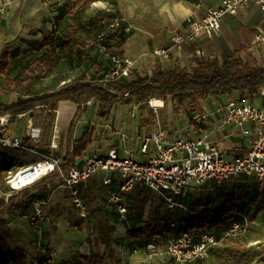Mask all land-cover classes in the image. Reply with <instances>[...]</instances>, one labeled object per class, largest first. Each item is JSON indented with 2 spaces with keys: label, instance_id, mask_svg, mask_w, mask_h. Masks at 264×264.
Instances as JSON below:
<instances>
[{
  "label": "crops",
  "instance_id": "obj_1",
  "mask_svg": "<svg viewBox=\"0 0 264 264\" xmlns=\"http://www.w3.org/2000/svg\"><path fill=\"white\" fill-rule=\"evenodd\" d=\"M9 1L5 14L0 17V46H12L14 49L21 45L24 49H28L46 40L51 41L52 35L61 33L56 31V22L59 18L62 19L70 3L76 0H51L50 7L45 6L44 0ZM221 1L117 0L125 28L130 29V32L125 34L124 41L117 52L134 61L135 68L132 76L135 78L152 77L158 70H191L209 59L231 57L243 48L245 52L242 57L245 62L254 69L264 68V45L256 39L258 33H264V15L254 5L242 9L237 15L225 17L218 35L214 37L202 35L195 41L183 43L180 48L174 46L173 38L180 35L186 36L189 33L187 20L190 17L204 18L207 12L218 6ZM4 4L5 0H0V6ZM108 8V3L106 6L102 4V10ZM159 49H170V57L164 59L156 56L154 52ZM105 63L108 66L109 59L106 58ZM4 77L0 75V78ZM61 81L66 82L63 79ZM262 92L260 96L247 100L256 107H264ZM236 99L224 95L201 101L200 109L191 116L197 121L198 126L194 132L195 136L190 139L207 137L227 157L244 156L250 146L251 138L243 137L240 132L232 133L229 128L224 127L223 114L219 112L221 108ZM120 104L122 103L115 105ZM91 107L95 108L94 101L90 102L85 112L77 117L79 106L71 102L59 103L50 137L42 134V127H38L37 119L33 118L37 128L41 129L39 143L34 146L38 154L46 156L52 153L60 158L67 168L71 165L69 159L73 152L74 142L80 141L91 130L93 144L75 160V165L70 169L80 168L85 159L90 156L104 157L114 149L121 156L129 154L142 161L153 155L152 147L147 154L141 153L143 143L150 134L126 130V128L120 129L118 127L120 118L113 117V108L109 117L101 118L97 116L95 109L93 112ZM42 110L45 111V109ZM178 115L182 117L180 111ZM148 116L150 119L154 117L152 110H146L145 119L141 112V121L144 125ZM29 118L32 117L27 116V120ZM43 118L45 121L46 117ZM73 121H75V129L73 136L70 137L69 130ZM15 123L12 125V131L26 137L25 126L19 127ZM21 128L22 131H20ZM189 128L195 127L189 125ZM179 138L183 137L171 138L166 132L168 142ZM52 146L55 148L54 152H51ZM10 151H2L0 154L17 159L19 166L16 170L33 164L21 163L20 158L13 156ZM12 151L21 155L19 151ZM106 178L111 179V184L104 183ZM122 183L123 178L120 173L100 172L80 184L78 188L88 208L85 219L79 217L72 204L70 191L58 175H49L29 188L35 197L42 198L46 202L44 209L46 218L42 225L43 240L53 249L55 264H72L75 260H79L81 264H90L85 260L86 258L105 257L107 258L105 263L95 260V264H145L148 244L157 246L153 264H178L164 253L167 240L172 235L150 236L159 224V220L167 219L170 213L160 197L142 186H136L129 193H120ZM214 186L213 181H208L204 187L192 190L188 196V204L201 203L202 197L210 195ZM196 190L198 201L193 202L190 198ZM112 193L120 194L121 205L127 210L124 215H121L116 206L110 203L109 198ZM148 193L154 194L153 197L148 199L146 196ZM10 197L8 196L7 200ZM138 203L142 206L140 212L136 211ZM33 212L31 205L5 216L15 240L28 254L30 260L37 256L35 248L37 235L31 229L30 222V215ZM185 217V214H181L179 219ZM130 232L136 233L139 238L129 239ZM103 237L109 238L111 250L103 242ZM214 257L215 254L211 260ZM168 259L174 262H169Z\"/></svg>",
  "mask_w": 264,
  "mask_h": 264
},
{
  "label": "built area",
  "instance_id": "obj_2",
  "mask_svg": "<svg viewBox=\"0 0 264 264\" xmlns=\"http://www.w3.org/2000/svg\"><path fill=\"white\" fill-rule=\"evenodd\" d=\"M9 2L5 0V4L0 6V17L5 14ZM44 4L46 7L52 5L51 0H44ZM252 5L264 15V0H222L218 6L211 8L204 18L190 17L187 20L189 33L186 36L173 38L174 46L180 48L183 43L195 41L202 35L208 37L218 35L225 17L237 15L242 9ZM120 25L121 19L116 17L111 21L110 28L116 29ZM125 31L130 32V29L125 28ZM256 39L264 45V33H258ZM102 40L100 36L97 43L101 44ZM107 54L109 65L100 83L110 85L132 76L135 68L132 59L121 56L117 50ZM154 54L168 59L170 49H159ZM0 90H2L1 83ZM262 97L264 98V91ZM219 112L223 114L224 127L229 128L232 133L240 132L243 137L251 138L250 146L244 156L227 157L207 137L179 138L168 142L166 132H155L150 134L141 148L142 154H147L151 147L153 148V155L147 160L142 161L129 154L121 156L114 149L104 157L90 156L80 168H72L68 172L60 158L52 153L42 156L38 154L36 148L25 144L24 139H28L33 146H36L41 137V129L37 128L33 118L27 120L26 115H21L16 120L10 115L0 117V152L15 150L24 154L37 153L41 156V160L21 167L15 172H9L7 185L14 194H19L43 178L56 174L70 191L72 204L79 217L85 219L88 208L78 188L79 185L100 172L120 173L123 178L120 193L132 192L136 186L150 189L160 197L173 218L172 227H176L181 214L187 215L191 212L187 202L190 192L204 187L208 181L223 185L237 178L254 177L264 184V107H256L249 100L242 103L231 101ZM14 123L19 127L25 126L26 137L12 131ZM54 150L52 146L51 152ZM104 183L111 184V179L106 178ZM109 201L116 206L121 215L127 212L121 205L119 193H112ZM45 206L46 202L42 198H37L33 203L34 212L30 215V222L31 229L37 235L35 242L37 256L30 264H55V253L43 240ZM236 216L237 219L233 220L221 235H217L215 230H189L171 236L164 249L165 255L178 264L211 260L215 249L227 240L243 238L249 234L251 220L244 214L239 213ZM156 253L157 246L148 245L145 264H153Z\"/></svg>",
  "mask_w": 264,
  "mask_h": 264
},
{
  "label": "trees",
  "instance_id": "obj_3",
  "mask_svg": "<svg viewBox=\"0 0 264 264\" xmlns=\"http://www.w3.org/2000/svg\"><path fill=\"white\" fill-rule=\"evenodd\" d=\"M76 1L78 4L85 2V0ZM100 1L108 3L109 8L100 10L89 18H85L80 12L72 14V24L68 30L58 33L53 40H46L43 43V47H47V52L38 60V63L45 65L48 76L61 75L62 79L67 81L69 73L74 69L79 50H82L88 56L91 63L87 64L85 71L77 80L66 83L64 87L58 90L40 94L33 91L32 88H24L22 84L12 80L8 73L10 46H6V50L0 54V75L5 76L6 85H13L15 89H20L22 93L16 103L0 104V117L10 115L16 120L19 116L26 115L35 118L37 109H45L49 116H56L58 105L61 102H71L79 106L78 117L85 112L87 105L94 101L97 114L101 118L109 117L113 106L119 103L138 105L144 118L149 102L154 98H159L164 102L171 98L178 108H189L192 112L190 116H192L200 109L201 101H205L210 97L228 95L231 98H237L236 101L242 103L248 98L252 99L260 96L264 90V68L254 69L245 62L242 57L245 52L244 48L231 57L206 60L191 70H158L152 77L135 78L131 76L110 85L91 81L87 76L91 67L97 64L98 59L102 61L108 59L107 53L117 50L122 45L127 33L118 9L117 0ZM116 17L121 19V25L116 29H111V21ZM101 27L104 30L101 31ZM100 36L103 40L101 44H98L97 41ZM57 51L60 55V62L53 65L49 58H56L55 53ZM91 51L95 52L94 57H92ZM107 68L108 66L105 63V72ZM74 129L75 121L70 126V137L73 136ZM24 141L27 146L34 147L30 144V140L24 139ZM93 141V133L89 130L80 141L74 142L73 152L69 159L71 165L68 166L69 168L63 165L67 172L70 167L75 165V160L91 147ZM18 166L19 161L17 159L4 157L0 154V178H7L9 172L16 170ZM259 184L262 183L259 182ZM37 198L39 197H35L29 189L11 196L8 200L6 196L0 197V264H30L31 260L28 254L15 240L5 216L13 214L15 210L33 206ZM254 198L256 199L255 203L258 202L260 205V211L264 212V197L257 193L253 196ZM190 208L191 212L185 218L179 219V234L189 230H214L225 219L227 220L226 213L217 212L209 205L197 206L195 204L190 205ZM234 218H237V216H234ZM262 219L264 225V213ZM172 223L173 218L171 215L165 220L160 219L159 224L150 236L155 237L174 233L177 225L172 227ZM165 228L166 231L163 232ZM128 238L135 239L139 237L136 236V233L130 232ZM103 242L111 250L109 238L103 237ZM216 253L221 254L227 264H253L262 256L256 248L247 247L242 238H230L222 246L215 249L214 254L216 255ZM85 260L90 264H95V260L105 263L107 258H86ZM72 264L81 263L79 260H75Z\"/></svg>",
  "mask_w": 264,
  "mask_h": 264
},
{
  "label": "rangeland",
  "instance_id": "obj_4",
  "mask_svg": "<svg viewBox=\"0 0 264 264\" xmlns=\"http://www.w3.org/2000/svg\"><path fill=\"white\" fill-rule=\"evenodd\" d=\"M102 4L106 6V2L100 0H85L84 3L78 4L77 1L70 3L67 11L63 14L62 19L59 18L56 22V31L66 32L69 26L72 24L71 18L72 14L80 12L85 18H89L96 14L98 11L102 10ZM104 28L101 27V31ZM55 35H52L50 39H54ZM93 50V48H91ZM6 50V45L0 46V52ZM10 66L8 68L9 76L12 80L17 81L22 84L24 88L30 87L36 93H46L54 90H58L66 83L73 82L77 80L81 74L85 71L87 64H91L88 56L84 54L82 50L78 51V58L75 62L73 71L70 73L69 78L66 82H62L61 76H48L45 71V65L43 63H38V60L44 56L47 52V47H43V43L35 44L24 49V46L15 47L13 49L10 46ZM92 57H94L95 52L91 51ZM49 56V55H48ZM56 58H49L51 64L55 65L60 62V55L57 51L55 53ZM105 61L99 60L96 65H93L88 73V78L93 82H99L104 74ZM1 79L2 90H0V104H13L17 101L19 95L22 93L20 89H15L13 85H6V79ZM93 105V104H92ZM94 107L97 112L96 103L94 102ZM90 109V110H91ZM112 114L113 117L120 118L118 127L120 129H130L135 130V132L151 134L155 132H167L171 138L176 136H182L183 138L190 139L195 136L194 132L197 129V121L191 119L189 108H178V106L168 98L165 102V107L163 109L154 108L149 102L148 111H153L154 117L150 119L148 116L146 118V124L144 125L141 121V111L138 105L132 104L126 106L124 104L114 105ZM182 114V117L178 115V112ZM92 110L90 111L91 114ZM45 113V114H44ZM45 115V116H44ZM98 116V115H97ZM43 117H46L44 121ZM36 123L38 127H42V134L50 137L53 131V127L56 121V116H49L46 111L40 109L35 113ZM98 118V117H97ZM193 120V121H192ZM189 125L195 128H189ZM22 131V128L20 129ZM3 151V150H2ZM1 151V152H2ZM13 156H18L21 163H35L40 160V156L37 153H21V155L16 154L14 151H10ZM16 170H14L15 172ZM261 194L264 197V185L259 184V182L254 178L241 177L234 179L226 184L217 185L215 184L214 189L210 195L202 197L201 203H197V206L209 205L212 209L217 212L226 213L227 220L225 219L222 224H219L214 230L217 235L224 233L231 222L237 218H234L236 214L243 213L251 220L250 232L247 236L242 238L243 243L247 247L256 248L262 256L253 264H264V225H263V211H260L258 202L255 203L256 199H253L255 194ZM15 195L13 191L7 185V178H0V197L2 196H13ZM154 195V194H153ZM151 194H147V198L153 197ZM193 202L198 201L197 190L193 193ZM164 205V204H163ZM142 206L138 203L136 211L140 212ZM170 215V213H168ZM230 220H229V219ZM175 228L172 236H176L179 233L178 224ZM169 262H174L168 259ZM145 263V262H144ZM193 264H227L221 254L216 253L213 260L198 261Z\"/></svg>",
  "mask_w": 264,
  "mask_h": 264
},
{
  "label": "bare ground",
  "instance_id": "obj_5",
  "mask_svg": "<svg viewBox=\"0 0 264 264\" xmlns=\"http://www.w3.org/2000/svg\"><path fill=\"white\" fill-rule=\"evenodd\" d=\"M151 105L154 108L163 109L165 107V102L159 98H154L151 100ZM14 183H16V181Z\"/></svg>",
  "mask_w": 264,
  "mask_h": 264
}]
</instances>
